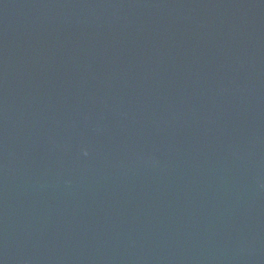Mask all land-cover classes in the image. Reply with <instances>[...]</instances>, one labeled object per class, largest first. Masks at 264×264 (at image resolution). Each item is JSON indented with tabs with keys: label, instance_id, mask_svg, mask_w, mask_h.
Masks as SVG:
<instances>
[{
	"label": "water",
	"instance_id": "obj_1",
	"mask_svg": "<svg viewBox=\"0 0 264 264\" xmlns=\"http://www.w3.org/2000/svg\"><path fill=\"white\" fill-rule=\"evenodd\" d=\"M0 264H264V0H0Z\"/></svg>",
	"mask_w": 264,
	"mask_h": 264
}]
</instances>
